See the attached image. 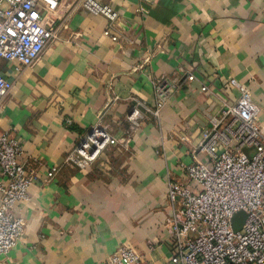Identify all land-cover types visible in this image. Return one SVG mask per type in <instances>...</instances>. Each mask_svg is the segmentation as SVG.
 Masks as SVG:
<instances>
[{
  "label": "crops",
  "instance_id": "obj_1",
  "mask_svg": "<svg viewBox=\"0 0 264 264\" xmlns=\"http://www.w3.org/2000/svg\"><path fill=\"white\" fill-rule=\"evenodd\" d=\"M82 1L42 13L57 36L33 66L0 61L13 83L0 98V132L21 144L18 161L37 176L14 206L20 242L0 264H105L120 247L136 250L141 264H169L161 227L168 174L192 161L222 106L237 99L231 80L249 89L264 131V0H97L118 13L116 41ZM155 80L179 88L165 94L159 122L147 118L132 133L129 109L156 106ZM99 120L127 146L86 170L64 167ZM52 166L59 171L47 181Z\"/></svg>",
  "mask_w": 264,
  "mask_h": 264
},
{
  "label": "built area",
  "instance_id": "obj_2",
  "mask_svg": "<svg viewBox=\"0 0 264 264\" xmlns=\"http://www.w3.org/2000/svg\"><path fill=\"white\" fill-rule=\"evenodd\" d=\"M60 1L0 0V61L16 62L23 68L33 66L57 36V29L44 22L42 13L56 11ZM81 4L86 13L108 21L104 35L116 41L111 30L118 19L117 11L97 0H83ZM194 80L192 73L185 75L186 82ZM230 83L238 91L237 99L222 106L219 118L192 151V161L177 164L178 176L168 174V214L161 227L163 243L170 250L169 264H264V131L259 123L260 108L247 87L235 80ZM152 85L159 101L151 108L134 101L126 117L132 133L147 118L159 122L165 94L179 88L177 83L161 80L152 81ZM12 87L13 83L0 73V98ZM201 90L208 91L207 85ZM126 146L125 138L116 137L99 120L80 136L63 166L83 171L102 153ZM244 149H253L254 154L248 157ZM21 153V144L0 132V263L20 242L23 232L24 223L14 214V206L28 199V188L37 180L29 164L18 161ZM199 154L207 161H200ZM58 171L59 166L50 167L46 180L54 179ZM187 182L197 189L188 187ZM241 212L245 221L241 229L234 230L231 220ZM105 264H141V256L132 248L120 247Z\"/></svg>",
  "mask_w": 264,
  "mask_h": 264
},
{
  "label": "rangeland",
  "instance_id": "obj_3",
  "mask_svg": "<svg viewBox=\"0 0 264 264\" xmlns=\"http://www.w3.org/2000/svg\"><path fill=\"white\" fill-rule=\"evenodd\" d=\"M248 157H251L254 154L253 149H244ZM245 214L244 213H237L234 215L233 219L231 220V226L234 230L241 229L244 221H245Z\"/></svg>",
  "mask_w": 264,
  "mask_h": 264
}]
</instances>
